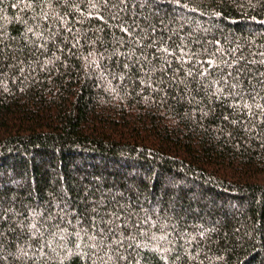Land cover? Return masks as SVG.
<instances>
[{
    "label": "trees",
    "instance_id": "obj_1",
    "mask_svg": "<svg viewBox=\"0 0 264 264\" xmlns=\"http://www.w3.org/2000/svg\"><path fill=\"white\" fill-rule=\"evenodd\" d=\"M0 264H264V0H0Z\"/></svg>",
    "mask_w": 264,
    "mask_h": 264
}]
</instances>
